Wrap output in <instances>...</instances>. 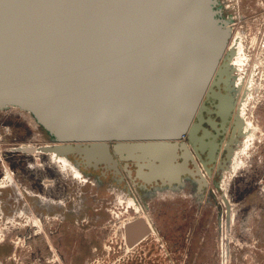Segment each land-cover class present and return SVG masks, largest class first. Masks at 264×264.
Instances as JSON below:
<instances>
[{
  "label": "water",
  "instance_id": "95a60500",
  "mask_svg": "<svg viewBox=\"0 0 264 264\" xmlns=\"http://www.w3.org/2000/svg\"><path fill=\"white\" fill-rule=\"evenodd\" d=\"M233 21L225 0H0V110L27 113L53 142L40 151L71 157L80 169L121 181L122 167L135 184L129 162H158L151 177L159 188L181 183L193 170L176 140L203 94L222 96V88L235 105L234 50H226ZM167 160L177 174L166 175ZM196 173L202 194L207 182ZM150 231L136 217L123 225L124 242L132 247Z\"/></svg>",
  "mask_w": 264,
  "mask_h": 264
},
{
  "label": "rangeland",
  "instance_id": "374dc122",
  "mask_svg": "<svg viewBox=\"0 0 264 264\" xmlns=\"http://www.w3.org/2000/svg\"><path fill=\"white\" fill-rule=\"evenodd\" d=\"M225 7L245 53L231 72L235 112L249 125L216 177L232 201L228 211L219 188L196 193L187 178L160 192L136 186L154 228L128 247L122 225L135 211L124 199L127 189L133 194L124 172L120 181L81 168L83 181L50 155L18 150L49 141L10 107L0 110V264H264V49L255 44L264 0Z\"/></svg>",
  "mask_w": 264,
  "mask_h": 264
},
{
  "label": "flooded vegetation",
  "instance_id": "af4514ba",
  "mask_svg": "<svg viewBox=\"0 0 264 264\" xmlns=\"http://www.w3.org/2000/svg\"><path fill=\"white\" fill-rule=\"evenodd\" d=\"M263 27L264 22H262L261 28L258 30V36L255 42L257 46L262 36L261 33ZM242 61L243 59L240 60L241 65ZM240 62H236L237 68L235 69H238V64ZM231 78V73H229L228 91L231 100H234L235 98L233 97ZM225 94V90L222 88L220 89V95L222 96H207L206 93H204L201 97L199 105L187 121L183 133L176 140L185 145L187 152V165L189 170H193V175L192 173L185 171L183 178H187L190 181V185L191 183L194 184L193 189L196 193H200L199 190L202 184L201 180L198 179V175H194V173L197 174L196 170L201 173L207 182V184L203 187V192L210 186L215 187L214 180L217 181L216 177L220 171L224 169L225 165L229 161H233V155L231 152L233 151L235 140L240 134H237L238 128L234 119L236 106L234 105L232 109L230 108ZM233 102L235 103V100ZM237 115L240 121L241 134H245L246 132L242 129V119L240 118L241 114L239 113ZM207 168H209L210 174L208 173ZM182 181L181 183L166 181L164 187H169L171 185H178L181 187L184 185L182 184ZM220 186L221 182H219V189ZM216 190L211 189V194H215Z\"/></svg>",
  "mask_w": 264,
  "mask_h": 264
},
{
  "label": "bare ground",
  "instance_id": "6f19581e",
  "mask_svg": "<svg viewBox=\"0 0 264 264\" xmlns=\"http://www.w3.org/2000/svg\"><path fill=\"white\" fill-rule=\"evenodd\" d=\"M229 40H230V42L227 43L226 50L228 48H232L234 50V54L232 55V57H231V59L229 61V69H230L229 73H231L233 69L237 68L236 62H240V60L243 59L245 53H244V45H243L242 41H240L239 38H237L236 36H232V37H230ZM236 85H238L237 82H236ZM244 89H243V87H241V92ZM180 114H181V112H179V108H178V110H174L172 112L171 117L174 116L177 119L178 115L180 116ZM240 116H241L240 118L242 119V126H243L242 129H243L244 132H247L249 130L248 129L249 125H247V123H245V121H244V119L242 117V114ZM169 118H170V116H169ZM250 135H251V133H250ZM48 144H52V143H50V142L49 143H26L25 146L32 148V151H23V152L26 153V154H29V155H41V156L50 155L54 159L55 162H59L60 163V166H61L62 170L72 171L71 174H72L73 177H78V178L81 177L82 179H84L83 181L87 180V178L82 173V170L77 166V164L73 160L70 159V157H67L65 155H57V154H55L53 152H51V153L50 152H46L45 153L43 151H40V149H39L40 147L48 145ZM23 146L24 145H18L17 148L20 149ZM166 162H169V163H166L167 166H166V168L164 170L166 175H171L172 176L174 174H177L180 171L178 169H175V170L171 169L170 168V164H171L170 161L167 160ZM120 163L122 164V162H120ZM219 190H221L222 194H224V196L226 197V199L228 201V204H230L229 206H231L232 205V201L229 198V196L222 191L223 190V186L222 185L220 186ZM124 199H125V202L128 204V206L131 205L133 207L135 212H134L133 215H129V217H128V219L126 221H123V225L127 221H130V220H132V219H134L136 217L143 216L147 220V222L150 225L151 229L153 230L154 226L150 222V219L147 216V214L145 213L146 210H144L141 202L137 201L136 198L133 199L130 196H127V197L125 196ZM123 225H122V227H123ZM122 235H123V233H122Z\"/></svg>",
  "mask_w": 264,
  "mask_h": 264
},
{
  "label": "crops",
  "instance_id": "0c3cea01",
  "mask_svg": "<svg viewBox=\"0 0 264 264\" xmlns=\"http://www.w3.org/2000/svg\"><path fill=\"white\" fill-rule=\"evenodd\" d=\"M122 162V161H120ZM130 164V168H131V172H132V175L134 176V181H135V184L133 183V181L130 179V177L127 175L126 171L121 167V171H122V174L124 172V176H126L129 180H130V188L133 192V194L135 195V198L137 201L141 202L143 205H145V197L141 195V193H138V191L136 190V186L142 188L143 189H154V192H160L159 190H156V189H168V188H159V180L156 179L155 180H152V177H151V173L152 171H154V167H156L158 165V162H154V166H150V167H143L142 169H138V167L135 166L134 162H129ZM121 165V163H120ZM148 178H151L150 181H146ZM183 180V177L181 178V181ZM149 187V188H148ZM169 187H173V185L169 186ZM122 198V197H121Z\"/></svg>",
  "mask_w": 264,
  "mask_h": 264
},
{
  "label": "built area",
  "instance_id": "2783aa9c",
  "mask_svg": "<svg viewBox=\"0 0 264 264\" xmlns=\"http://www.w3.org/2000/svg\"><path fill=\"white\" fill-rule=\"evenodd\" d=\"M261 34H262V36H261V38H260V40L258 42V47L264 49V27H263V30H262Z\"/></svg>",
  "mask_w": 264,
  "mask_h": 264
}]
</instances>
